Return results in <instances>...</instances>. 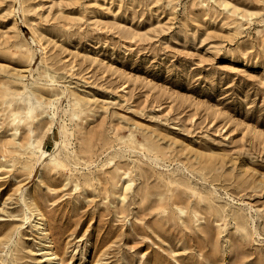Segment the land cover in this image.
<instances>
[{
    "label": "rangeland",
    "instance_id": "1",
    "mask_svg": "<svg viewBox=\"0 0 264 264\" xmlns=\"http://www.w3.org/2000/svg\"><path fill=\"white\" fill-rule=\"evenodd\" d=\"M0 264H264V0H0Z\"/></svg>",
    "mask_w": 264,
    "mask_h": 264
},
{
    "label": "bare ground",
    "instance_id": "2",
    "mask_svg": "<svg viewBox=\"0 0 264 264\" xmlns=\"http://www.w3.org/2000/svg\"><path fill=\"white\" fill-rule=\"evenodd\" d=\"M33 41V40H32ZM30 111V110H29ZM51 258H55V254L53 252H51Z\"/></svg>",
    "mask_w": 264,
    "mask_h": 264
}]
</instances>
